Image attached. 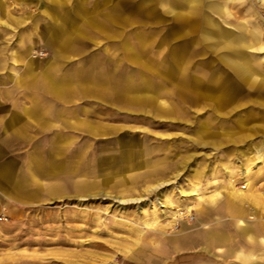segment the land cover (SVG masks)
<instances>
[{
  "label": "rangeland",
  "instance_id": "obj_1",
  "mask_svg": "<svg viewBox=\"0 0 264 264\" xmlns=\"http://www.w3.org/2000/svg\"><path fill=\"white\" fill-rule=\"evenodd\" d=\"M167 1L0 0V104L4 89L24 105L43 98L17 77L36 61L45 89H70L48 104L93 126L68 120L70 150L89 145L92 167L104 168L86 193L75 176L36 204L0 197V264H169L165 238L227 212V198L251 222L264 218V92L237 81L220 36L203 34L207 18L233 36L260 32L248 52L264 77V0H200L183 26ZM220 76L221 99L198 92V80Z\"/></svg>",
  "mask_w": 264,
  "mask_h": 264
},
{
  "label": "crops",
  "instance_id": "obj_2",
  "mask_svg": "<svg viewBox=\"0 0 264 264\" xmlns=\"http://www.w3.org/2000/svg\"><path fill=\"white\" fill-rule=\"evenodd\" d=\"M37 65L34 61L27 67V72L17 73V77L20 82H33L42 89H34L32 97L46 99H35L32 104L24 105L20 103V90L19 95H14L18 100H12L11 90L4 89L3 100L8 103L0 104V197L20 205L51 198L59 191L61 183L66 184L75 176L82 180L76 184L79 191L86 193L93 186L101 188L102 180L98 178L104 170L101 163L92 167L89 145L78 148L77 153L75 149L70 150L72 134L67 127L68 120L75 126L80 123L89 131L93 126L89 122L86 126L84 120L76 123L73 117L69 119L68 105L48 104L49 97L60 96L59 92L67 93L70 89H45L40 76L33 79ZM59 80L64 86L69 84L64 78ZM94 129L105 127L95 126ZM55 154L60 155L57 161ZM103 160L100 156L99 161ZM114 172L119 173V170ZM234 205L237 212L233 211ZM218 207L212 209L209 217L200 220L195 229L183 223V228L187 229H183L182 234L165 238L169 264H264V218L252 222L250 218H244L243 215L249 216V211L244 212L240 203L230 198L226 200L228 213ZM202 213L208 216L210 212ZM240 219L246 224L240 226Z\"/></svg>",
  "mask_w": 264,
  "mask_h": 264
},
{
  "label": "bare ground",
  "instance_id": "obj_3",
  "mask_svg": "<svg viewBox=\"0 0 264 264\" xmlns=\"http://www.w3.org/2000/svg\"><path fill=\"white\" fill-rule=\"evenodd\" d=\"M197 2L199 4L200 0H169V2L167 1V3H164L162 5V7H167L168 8L167 9L168 11L165 10V12L167 13V17L168 16H169V18L171 17L172 21L175 20L174 18L179 19L180 21H179L178 24L183 26V24L187 25V24H191L192 23V16L191 15H193L195 13L194 12L195 3H197ZM226 2H228V1H226ZM188 4H189V9L190 10L187 13H185L184 10L179 9V8H182V6L183 7L187 6ZM227 6H229L228 3H227ZM225 9H226V7H225ZM152 15H154V12H150V16H152ZM188 15H190L191 17L188 16ZM207 20H208L207 23L209 22L208 25L210 26V29H207L203 33L204 34V38L207 39V40H210V39L213 38V36H216V35L220 36L218 38L219 39V43L223 46V48H225L227 50V54L220 56V60L223 62L224 65L228 66L233 71V77H235V79L237 81H239L240 83H242L245 86H248L251 89H254V90L257 89L260 92V94H262L261 91L264 92V77L260 76L259 74H257L254 71V68H253V65H252L254 54L248 52V49L250 50V49H254V48L262 46L261 38H260L261 33L260 32L259 33H253L250 30V31H247V32H241L237 36H233L232 34H228L226 32V30H224V29H218L219 28V24L217 22H214V21H212V20H210L208 18H207ZM113 22H115V21H113ZM225 22H226V20H225ZM173 23H174V21H173ZM170 32H172V29L170 30ZM185 33H187V32L184 31V33H182V34L184 35ZM183 35H179V36H183ZM140 39L142 40V38H140ZM214 40L216 41V39H214ZM141 42H143V41H141ZM135 43L136 42H134V44ZM172 61H174V60H172ZM182 61H183L182 58L179 59V60L175 59L174 63L177 66L176 75L178 76V78L180 80L181 79L185 80V79H187L185 77V73H186L185 69L182 68V67L180 68V64H181ZM225 68H227V67H225ZM170 69L172 70V67ZM171 72L173 73V71H171ZM221 78H222L221 76L218 79L217 78L214 79V78L210 77L209 82H206V81L204 82L202 80H198V92L199 93L201 92L200 94L203 95V97L216 95V97H219L221 99L222 98L221 94H223V87L222 86H218L217 87L215 85V83L216 84L219 83ZM208 92H212V93L210 95H207ZM227 94H228V91H227ZM165 183L167 184L166 181H165ZM243 189H245V188H243ZM236 207L237 206L234 205V210L233 211H235V212H237V208ZM238 222H239L240 226H243V225L246 224V221L243 220V219L238 220ZM205 228H207V227H205ZM173 237H175V236H173Z\"/></svg>",
  "mask_w": 264,
  "mask_h": 264
},
{
  "label": "built area",
  "instance_id": "obj_4",
  "mask_svg": "<svg viewBox=\"0 0 264 264\" xmlns=\"http://www.w3.org/2000/svg\"><path fill=\"white\" fill-rule=\"evenodd\" d=\"M2 220L4 219V218H1Z\"/></svg>",
  "mask_w": 264,
  "mask_h": 264
}]
</instances>
